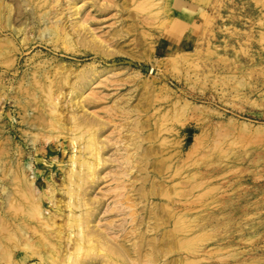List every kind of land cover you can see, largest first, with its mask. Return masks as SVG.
<instances>
[{"label": "rangeland", "instance_id": "374dc122", "mask_svg": "<svg viewBox=\"0 0 264 264\" xmlns=\"http://www.w3.org/2000/svg\"><path fill=\"white\" fill-rule=\"evenodd\" d=\"M88 193L144 221L124 264H264V0H0V264L68 262L28 244ZM101 244L82 262L119 264Z\"/></svg>", "mask_w": 264, "mask_h": 264}, {"label": "bare ground", "instance_id": "6f19581e", "mask_svg": "<svg viewBox=\"0 0 264 264\" xmlns=\"http://www.w3.org/2000/svg\"><path fill=\"white\" fill-rule=\"evenodd\" d=\"M55 102H56V100H55ZM53 108H54V106H53ZM92 138L95 139L94 137H92ZM96 141H98V140L96 139ZM92 147H93L92 149H93L94 156H96V158L98 159V166H100L102 164V162H103L102 154H100V147L97 144L95 146L92 145ZM90 154L92 155V153H90ZM77 156H78L77 154H74L72 156V165L73 164L76 165ZM96 158H93V159H96ZM88 168H89V170L91 172L89 174L90 177H88L86 179V183L89 182V183L92 184V183L95 182V180L97 178L96 177L97 176V169H96V167H94L93 162L89 163ZM69 179H70V176H69ZM71 179H72V176H71ZM53 192H51L50 196L48 197L49 198V202L51 201L52 205L57 207V210H60V208L58 206L59 204L56 202V200H54L56 196L54 197L55 193H53ZM88 195H89V198L81 199L78 202L71 201V199L69 201L68 207H69L70 218L75 219L78 222L79 226H78V230L77 231H74L72 228H70L71 229L70 233H69L68 236H66L67 237L66 242H65L64 236L62 234V229L60 228L61 226L60 225H58L57 227L55 226V224H56L55 221L56 220L54 219V217L56 218V214L53 215V213L51 214L50 211H48V212L45 211V212H47V213H45L44 209L41 208L39 201H38V204H35L36 207H37V216H38V219H39V221L41 223L40 227H42V228L45 227L46 229L44 228V230H46V231H48V229L51 228L50 226H52V227L55 226L56 227L55 228L56 232H55V234L53 236L50 235V237H49L48 233H47L48 236L42 234V237H43L42 240L39 239L40 241H38L37 243L34 242L33 244H31V243L28 244V245H35L36 246L37 251H38V255L37 256L43 254L42 255V258H43V256L46 255L47 253H48V255H51L53 253V251H56L58 253H62L65 250V251H67V254H68L66 256V258L68 259V262H61L60 258L58 259V257L54 256L53 257L54 258V264H88V263H83L82 262V257H84L83 256L84 254L86 256H90V257L92 256L93 257L94 250H95V248H98V246H99L98 242H99V243H102L101 245L103 246V249H105V247H106V249L108 247H111V248H109V251L111 253L110 252H108V253H110V254L118 253V256L121 257V258L119 259V261L117 263H119L120 261L123 264H124V262H127L126 254L129 255V256H131L133 254H136V255H138L137 259L141 258L142 257V253H143V247L142 246H144V242H145L144 241L145 232L143 231L144 227H142V225L144 224L143 223L144 221L142 219L134 217L133 213L125 211L126 208H130L131 205L127 204V206H125V207H123L121 209H118V210L119 211H124L123 212L124 216H127V215L130 216L131 217V221L133 223H134V221L137 220L136 223L134 224V226H136V229H135V232L133 231V235H135V238L139 239V241L137 243L138 246H136L135 249L130 248V246H128L126 244V242H125V240L128 237V233H129V228L130 227L127 226V224L131 223L130 219H127L126 217H124V222L121 223L119 226L117 224H115V223H112V221H110V220H109L110 221L109 223H106L107 225L104 224V225L99 226L97 224H93L94 223L93 222V217L95 216L96 211L99 209L100 205L103 202H102L101 198L97 197V195L94 196L95 194L92 196L90 193H88ZM125 195H128V193H125L124 196ZM77 197H79V196L77 195ZM125 198H127V196H125ZM34 199H35V197H34ZM126 200L129 201L130 198L128 197ZM122 205H124V203H122ZM76 208H78V209L81 208V210L78 212L77 211L78 209L76 210ZM106 211H109V209H106ZM51 215H53V216H51ZM6 230H7V234L9 236V238L12 239L11 241H14V239H17V242L19 240H21L20 236L16 232H9L10 229L8 230V228ZM38 231H39V229L37 227L35 228V230L33 232L28 231V230L23 231L24 235L22 236V240L23 241L26 240L25 242H28V240H33L34 241L35 235L38 233ZM120 232H122V233L120 234ZM73 233L74 234L76 233V238L72 237ZM113 234L114 235L117 234V235L114 236ZM8 236L6 235L7 239H8ZM119 238H121V239H119ZM23 241H21L20 244H22ZM72 242H73V244H72ZM115 242H117V244ZM24 243H23V245H24L23 247H25V245L27 244V243H25V244ZM112 244H116V245L114 246ZM12 247H14V246L12 245ZM12 247H9V246L5 247V245L3 246L2 251L4 253V255H3L4 257L2 256V259L4 258V260L7 261V263H9V264H20L15 259V255H14V257L9 256L11 254H15V253H13ZM71 249H73L72 252H71ZM99 250H101V249H99ZM37 251H35V252L37 253ZM83 251H86V252L84 253ZM99 254H100V252H99ZM55 255H57V254H55ZM95 255H97V254H95ZM74 256H75V258L73 259ZM39 257H41V256H39ZM2 259H1V261L3 262ZM84 260H86V259H84ZM43 261H44V258H43ZM92 261H93V259H92ZM130 262L133 263V261H129V264H131ZM30 264H32V263H30ZM89 264H92L91 261H90Z\"/></svg>", "mask_w": 264, "mask_h": 264}]
</instances>
